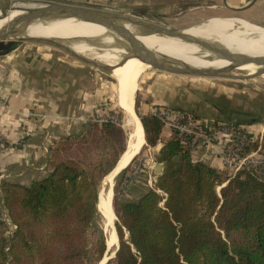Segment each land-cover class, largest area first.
I'll use <instances>...</instances> for the list:
<instances>
[{"label": "trees", "instance_id": "obj_1", "mask_svg": "<svg viewBox=\"0 0 264 264\" xmlns=\"http://www.w3.org/2000/svg\"><path fill=\"white\" fill-rule=\"evenodd\" d=\"M136 113L145 143L156 144L161 120ZM125 138L117 121L89 120L59 138L46 175L28 184L1 182L0 206L13 228L0 214V264L98 263L105 238L90 250L87 233L98 214V184L125 151ZM154 159L162 167L151 169L153 186L118 202L116 264H264V178L246 169L230 176L196 159L173 133Z\"/></svg>", "mask_w": 264, "mask_h": 264}, {"label": "rangeland", "instance_id": "obj_2", "mask_svg": "<svg viewBox=\"0 0 264 264\" xmlns=\"http://www.w3.org/2000/svg\"><path fill=\"white\" fill-rule=\"evenodd\" d=\"M14 1L16 0H0V8L7 9ZM25 1H33L32 3L35 4L33 6H36L40 2L46 0ZM78 1L80 4H88L135 16L154 23L168 25L170 28H183L190 34L194 35L201 34L217 36L218 33H221L219 28L221 27L219 18L224 16H238L235 13H226L224 16H211L198 23L179 27L176 25L172 16L164 17L156 10V7L139 9L138 7L130 5L128 2L121 3L119 0ZM125 25L134 34H136V36L144 37L145 39L155 36L165 37L166 35H169L156 32L155 30L142 25H132L128 21H126ZM34 37L37 36L35 35ZM113 42L122 44L121 40L117 38H114ZM96 48H101V45L96 44ZM16 51L34 54L38 53L46 56H48L49 53L52 56L61 55V57H65L66 59L76 61L77 63H81L83 65L82 77L78 78L79 81L77 79L75 81L76 83H70V79L67 80L69 87H75L76 85L82 87V91L77 96V98L82 101H77L75 103L72 102L74 108L61 119L63 120L61 121V123H63V127L73 130L75 129L72 133H77L85 128L86 125L84 126V122L86 121H102V118L104 117H111L110 119L120 123L126 137L129 130H133L134 125L129 123V114H126L121 104L123 97L121 95L120 87L126 78L128 72L127 70L124 68L112 69L110 67H103L104 64L107 63H103L101 61H98L100 65H94L91 62L74 55L62 45L31 39L24 36L15 38V46L12 52ZM82 55L93 58L89 55ZM196 67L204 68L206 66ZM212 68H224V66ZM56 72L66 74L67 77H69L68 71L62 72L57 69ZM231 72L240 73L245 71L237 67ZM74 74L75 72L71 71V76ZM173 100L180 102L182 105L177 107L191 111L200 117L205 115H217L219 119H241L244 121L243 124L247 127V129H249L252 134L256 135L254 137H256L255 139L257 143L253 146L260 144L261 149L264 151V77L256 75L246 77L202 76L172 72L154 67L145 69V71L141 73L138 79V87L133 101L134 110L136 108L139 112H149L150 109L157 106H174L170 104ZM224 107L226 109L229 108V110L227 112L222 110ZM59 138L60 137L57 138V141H53L51 147H48L50 153L57 145ZM154 153L152 145L144 143L141 149L128 163V168L125 172L119 174V170L114 174L112 178L113 181L110 186L111 195L109 197V202L111 199V208L113 206V212L116 214L113 218L115 225L113 224V221L111 223L108 221L107 213L101 210L102 208L97 201L99 208L98 214L95 216L87 233L89 249H92L100 235L104 236L106 243L109 241V244H107V248L109 250L103 254V258L100 259L97 264H103L104 260L109 255H111L108 258L111 262L110 264H116L113 250L119 243L116 231V223L120 222L117 215L118 202L126 199H135L144 189L150 187L148 179L151 176L150 173H152V162H155ZM151 177V180H153V176ZM104 178L101 180L102 182L100 181L101 183H103ZM129 181H131V183H129ZM99 184L97 187V189H99L98 198L100 197V192L102 195H106L108 192L107 190H109L107 184H103L104 186L101 189L99 188L101 184ZM102 189L105 190L106 193L103 192ZM217 190L219 191V186L217 187ZM0 214L3 218H6L7 221H10L6 217V212L2 204L0 206ZM9 223L10 227L13 228L11 222ZM115 233L117 235V239ZM113 236H115V240H113ZM126 236L127 232L125 231L124 237Z\"/></svg>", "mask_w": 264, "mask_h": 264}, {"label": "crops", "instance_id": "obj_3", "mask_svg": "<svg viewBox=\"0 0 264 264\" xmlns=\"http://www.w3.org/2000/svg\"><path fill=\"white\" fill-rule=\"evenodd\" d=\"M119 1L128 2L139 9L156 7L164 17L172 16L179 27L198 23L211 16H224L226 13H235L239 17L219 18L220 29L227 30L246 22L264 26V0ZM13 49L0 52V96L6 101L5 107L0 105V134L12 145L8 150L0 152V184L4 179L28 184L51 170L48 147H51L53 141L75 130L63 127L61 119L74 108L72 102L82 101L77 98L82 87H69L67 80L74 83L81 78L83 65L61 55L12 52ZM57 69L68 71L69 77L56 72ZM70 70L75 72L73 76ZM170 104L182 106L174 100ZM203 117L207 120L218 118L217 115ZM171 134L169 127L162 126L157 143L152 145L153 152ZM195 158L222 168L221 162L212 152L200 150Z\"/></svg>", "mask_w": 264, "mask_h": 264}, {"label": "bare ground", "instance_id": "obj_4", "mask_svg": "<svg viewBox=\"0 0 264 264\" xmlns=\"http://www.w3.org/2000/svg\"><path fill=\"white\" fill-rule=\"evenodd\" d=\"M32 2L33 1L16 0L7 9L0 8V29L7 27L9 25L8 21L20 15V13H24L26 8L33 7L35 4ZM182 31L186 35L212 42L216 48L232 53H241L243 55L264 54V26L260 24L246 22L244 25L228 28L227 30L220 29L221 33H218L217 36L194 35L187 32L186 29ZM35 35L37 37L57 39L61 43L68 45L77 53L89 55L97 61L110 64V68L112 69L124 68L128 71L120 87L123 97L121 104L126 114H129V123L134 125L132 131L137 135V142L135 144L129 142L127 147L125 146V151L120 156L114 169L104 178L103 183H101L99 187L101 189L104 186L103 184H107L109 187L106 195H102L100 192L98 202L102 208L101 210L107 213L108 221L111 223L115 216L111 208V199L109 202V197L111 195L110 186L113 181L112 178L117 171L128 165L131 156L137 153L136 151L141 149L145 143L143 127L140 118L137 117L134 110L133 101L141 73H143L145 69L152 68V66L133 55L122 58L123 54L128 53L127 51L129 44L131 46V41L125 35L118 33L112 25L105 21L74 16L35 19L28 24L23 32L19 33V36L26 37H34ZM136 37L156 57L164 61H169L174 66H180V63H186L192 67L224 66L233 69L238 67L252 73L251 75L253 76L264 77V65L254 64L252 62L243 63V60L231 59L218 51L202 48L176 35L169 34L165 37L155 36L146 39L144 37ZM114 38L121 40L122 44L117 42L114 43ZM96 44L101 45V48L97 49ZM103 192H105V190H103ZM113 240H115V236H113ZM106 244H109V241Z\"/></svg>", "mask_w": 264, "mask_h": 264}, {"label": "water", "instance_id": "obj_5", "mask_svg": "<svg viewBox=\"0 0 264 264\" xmlns=\"http://www.w3.org/2000/svg\"><path fill=\"white\" fill-rule=\"evenodd\" d=\"M1 9H4V8H1ZM57 16L58 17H66V16L83 17V18H87V19L105 21V22L109 23L110 25H112V27L118 33L125 35L131 41V46L129 44V47H128V53L123 55V57H127L128 55H133V56L138 57L142 61H145V62L151 64L152 67L162 69V70L187 73V74H193V75L223 76V77H225V76L226 77H241V76L246 77V76H251V74H252V73H249L247 71L240 72V73L231 72L234 69L230 68V67L196 68V67H192L191 65H188L186 63H180L181 64L180 66H174L169 61H164V60L156 57L143 43H141L137 39L136 34H134L125 25L126 21H128L132 25L145 26V27L153 29L159 33L179 36L180 38H182L186 41H189V42H193L202 48H206V49L209 48L210 50L218 51L222 55H224L226 57H230L231 59L243 60V63L252 62L254 64L264 65V54L243 55L241 53H232V52H229V51H226L223 49L216 48L212 44V42L205 41L201 38H197V37H193V36H189V35L184 34L182 31L183 28L174 29V28H170L168 25H163L161 23H154L152 21L143 20V19H140L138 17L127 15L124 13H119V12L111 11L108 9H104V8H100V7H96V6H92V5H88V4H80V3H74L71 1H62V0H46V1L40 2L36 6L26 8V11L24 13L10 19L8 21L9 25L5 28L0 29V52L7 49L9 44L12 41H14L15 38L23 37V36H19V33L23 32L26 29V27L28 26V24L30 22H32L33 20H35V19H49L51 17H57ZM24 37H26V36H24ZM11 38H14V39H11ZM29 38L62 45L65 48H67L69 51H71L74 55H76V56H78V57H80V58H82L88 62H91L94 65H100L97 60L77 53L76 51L71 49L68 45L61 43L57 39L45 38V37H29ZM216 49H218V50H216ZM243 63H240V64H243ZM103 67H111V65L110 64H104ZM138 117H139V115H138ZM143 135H144V130H143ZM144 138H145V135H144ZM129 142H131V144H135L137 142V135L134 133V131H132V129L129 130V132L127 134V137L125 140V146L126 147H127ZM138 151H136V152H138ZM135 154L136 153H134L131 156L130 160L135 156ZM175 158H177V156ZM161 167H162V164L160 162H155L153 169H154V171L159 172ZM101 182H100V184H101ZM98 194H99V189L97 191V201H98ZM112 198H113V195H112ZM96 205L98 208V203H96ZM112 209H113V206H112ZM113 211H114V209H113ZM114 214H115V212H114ZM113 224L115 225L114 221H113ZM117 247H118V244L115 247V249L113 250V255H115V251H116ZM107 251H108V248H107L106 239H105L104 253H106ZM110 256L111 255H109L104 260L103 264L108 260V258ZM102 258H103V256H102Z\"/></svg>", "mask_w": 264, "mask_h": 264}, {"label": "built area", "instance_id": "obj_6", "mask_svg": "<svg viewBox=\"0 0 264 264\" xmlns=\"http://www.w3.org/2000/svg\"><path fill=\"white\" fill-rule=\"evenodd\" d=\"M0 105L6 106L2 96H0ZM149 112L161 120L162 126L169 127L194 156L200 150L212 152L228 175L233 176L238 170L246 169L264 178V151L260 144L251 145L256 135L252 134L243 123L224 119L207 120L174 106H157ZM102 119L105 120L107 117ZM11 146V143L0 134V152L8 150ZM150 175L152 176V173ZM151 176L148 182L153 186Z\"/></svg>", "mask_w": 264, "mask_h": 264}]
</instances>
